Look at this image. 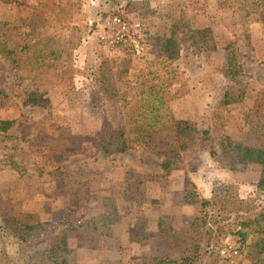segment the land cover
<instances>
[{"label":"rangeland","instance_id":"rangeland-1","mask_svg":"<svg viewBox=\"0 0 264 264\" xmlns=\"http://www.w3.org/2000/svg\"><path fill=\"white\" fill-rule=\"evenodd\" d=\"M131 1H148L151 10H144L143 18L126 14ZM57 4L69 10L60 22L46 8ZM114 16L131 29L126 41L111 44L115 29H108L107 21ZM0 24L6 30L0 45V161L11 158L22 168L0 170V206L8 208L13 200L22 218L49 223L109 215L108 237L83 229L68 234L74 264H152L153 257L164 255L174 264L252 263L254 231L245 241L230 234L233 227L214 215L211 200L234 185L237 212L252 202L264 206V192L258 189L264 166L239 165L226 149L217 156L218 147H227L215 135L224 124L223 132L235 142L264 145L259 137L264 128V0H0ZM41 27L48 34H39ZM172 33L179 52L166 63L181 73L189 94L170 102L171 115L178 128L187 121L202 135L176 143L175 133H164L147 150L105 157L96 148L102 113L87 102L97 68L105 62L110 85L130 100L137 69L160 59L150 46L153 37ZM235 36H240L244 69L236 78H224L223 48ZM29 45L53 50L65 81L63 72L33 68L29 74L25 66L14 76L13 67L23 65ZM136 45L144 49L136 52ZM113 58L117 64L107 62ZM209 72L216 75V89ZM35 90L43 105L23 107L24 92ZM117 117L128 129L121 110ZM205 131L210 132L204 136ZM62 142L76 151L58 164ZM177 146L182 165L161 177V157L151 154ZM50 238L49 233L38 242ZM227 238L239 248L234 260L218 255ZM15 249L5 252L15 254Z\"/></svg>","mask_w":264,"mask_h":264},{"label":"trees","instance_id":"trees-1","mask_svg":"<svg viewBox=\"0 0 264 264\" xmlns=\"http://www.w3.org/2000/svg\"><path fill=\"white\" fill-rule=\"evenodd\" d=\"M144 3L128 2L125 6V13H134L138 18H143L144 10L150 9L148 1ZM46 8L50 10V15L57 18V22H60V19H67L66 14H69V10L60 4ZM234 18L238 19L236 11H234ZM2 26L4 24H0V45L4 38L2 36L3 32L6 31L5 28H1ZM185 28L188 31V38L194 43L195 37L190 33L189 25L185 24ZM38 33L41 35L48 34L43 27ZM239 39L240 36H235L223 48L225 68L221 76L224 78H236L243 72L244 62L238 49ZM150 46L160 52V59L155 62H148L137 69L136 75H134L136 77L135 92L130 100L122 98L126 97V93L119 96L118 90L110 85L109 77L106 74L109 68H107L105 62L97 68L96 80L90 88L87 102L89 101L92 108L100 109L102 113L96 148L105 157L129 151L147 150L164 133H175L176 143L185 140V138L197 140L202 135L198 129H195L193 124L191 125L187 121L180 122L181 127L178 128L171 115L170 102L189 94L181 73L176 68L171 67L169 63H166L169 58L179 52L180 45L176 40L175 33H172L169 37H153ZM46 50L50 53H47ZM22 58L24 60L23 65L21 64L19 68L13 67L15 70L14 76L24 66L31 68L29 74L33 68L37 72L43 69L63 72L61 71L63 69L61 59L48 47L29 45L26 55L24 54ZM107 62L117 64V59L113 58ZM130 66V62L123 66V72L127 74ZM118 68L122 67L119 65ZM208 74L211 76L210 80L216 89V75L212 72ZM65 75L66 72L61 73V81H65ZM24 93V97L21 98L23 107L43 105L37 90ZM17 97L20 98L21 96L18 95ZM120 110L128 129L120 122L122 121L121 118L118 121L117 112ZM218 116V119H221V116ZM259 122L251 129L254 135H258L257 125ZM223 126L224 124L219 126L215 135L218 144H226L227 148L218 147L216 150L217 156H219L218 151L223 153L226 149V154L235 155V160L239 165L253 162L264 166V145L255 146L253 143L235 142L223 132ZM259 131L264 133V128ZM209 132L205 131L203 135L206 136ZM263 133L259 135L260 138L264 137ZM128 134L131 135V138L127 137ZM68 141V139L65 140V142ZM61 144L62 149L55 156L58 157V164L74 153L73 146H67L64 142ZM64 150L66 151L63 152ZM74 151L76 150L74 149ZM179 152L177 146V148L151 154L161 157L159 163V168L163 173L161 177H166L171 170L182 165ZM8 160L9 162L0 161V170L22 171V168L11 158ZM232 169H236V167H232ZM258 189L264 192V182L258 186ZM236 192L234 185H229L224 194L212 198L211 207L217 208L214 215L217 218L225 217L222 219L227 222L228 226L233 227L229 233L237 234L242 241H245L248 234L254 231L252 236L255 243L252 245L253 250L251 248L249 258H251V264H264V206L252 202L246 204L240 209V212H237L234 196ZM186 197H190L188 192ZM11 202L14 201H10L8 208L5 203L0 206V264H74L70 261L69 233L83 229L84 231L96 232L99 236L108 237L110 235L111 218L109 215L102 220H63L58 223L37 222L31 221L25 216L22 218L19 210L13 209L14 205ZM49 233L51 234L49 240L38 242L41 238L47 237ZM13 246L16 248L14 251H17L15 254L5 252V249ZM168 256H155L151 260L152 264H174Z\"/></svg>","mask_w":264,"mask_h":264},{"label":"built area","instance_id":"built-area-1","mask_svg":"<svg viewBox=\"0 0 264 264\" xmlns=\"http://www.w3.org/2000/svg\"><path fill=\"white\" fill-rule=\"evenodd\" d=\"M108 29H115L109 36L111 44L116 41L125 40L126 37L130 35V25L124 21L121 17L114 16L111 17L108 21ZM116 31V33H115ZM136 52H140L144 49L142 45H136ZM219 256L224 260H234L239 256V248L234 244L230 239H226L219 249Z\"/></svg>","mask_w":264,"mask_h":264}]
</instances>
